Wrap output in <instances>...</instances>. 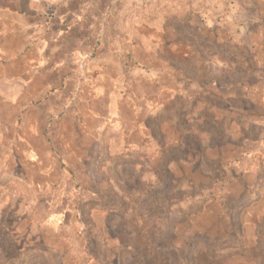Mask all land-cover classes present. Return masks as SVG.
Segmentation results:
<instances>
[{
	"label": "clouds",
	"instance_id": "9594fccd",
	"mask_svg": "<svg viewBox=\"0 0 264 264\" xmlns=\"http://www.w3.org/2000/svg\"><path fill=\"white\" fill-rule=\"evenodd\" d=\"M0 264H264V0H0Z\"/></svg>",
	"mask_w": 264,
	"mask_h": 264
}]
</instances>
